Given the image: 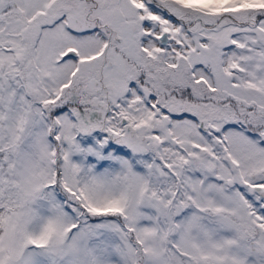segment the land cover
Instances as JSON below:
<instances>
[{
  "label": "snow or ice",
  "instance_id": "snow-or-ice-1",
  "mask_svg": "<svg viewBox=\"0 0 264 264\" xmlns=\"http://www.w3.org/2000/svg\"><path fill=\"white\" fill-rule=\"evenodd\" d=\"M0 264H264V0H0Z\"/></svg>",
  "mask_w": 264,
  "mask_h": 264
}]
</instances>
